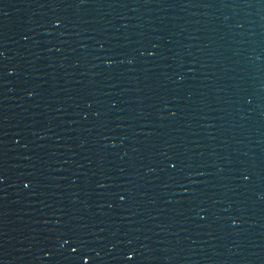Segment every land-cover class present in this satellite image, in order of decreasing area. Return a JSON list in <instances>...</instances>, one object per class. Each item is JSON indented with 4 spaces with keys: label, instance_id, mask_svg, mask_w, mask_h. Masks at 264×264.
Segmentation results:
<instances>
[{
    "label": "water",
    "instance_id": "1",
    "mask_svg": "<svg viewBox=\"0 0 264 264\" xmlns=\"http://www.w3.org/2000/svg\"><path fill=\"white\" fill-rule=\"evenodd\" d=\"M264 80V0H219Z\"/></svg>",
    "mask_w": 264,
    "mask_h": 264
}]
</instances>
